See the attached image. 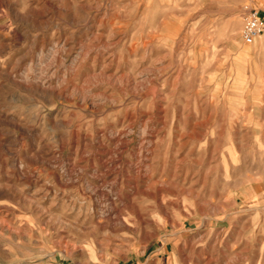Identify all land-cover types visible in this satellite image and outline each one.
I'll return each mask as SVG.
<instances>
[{
	"label": "rangeland",
	"instance_id": "374dc122",
	"mask_svg": "<svg viewBox=\"0 0 264 264\" xmlns=\"http://www.w3.org/2000/svg\"><path fill=\"white\" fill-rule=\"evenodd\" d=\"M264 0H0V264H264Z\"/></svg>",
	"mask_w": 264,
	"mask_h": 264
},
{
	"label": "built area",
	"instance_id": "2783aa9c",
	"mask_svg": "<svg viewBox=\"0 0 264 264\" xmlns=\"http://www.w3.org/2000/svg\"><path fill=\"white\" fill-rule=\"evenodd\" d=\"M264 35V16L250 11L243 18L242 39L247 45H254Z\"/></svg>",
	"mask_w": 264,
	"mask_h": 264
},
{
	"label": "crops",
	"instance_id": "0c3cea01",
	"mask_svg": "<svg viewBox=\"0 0 264 264\" xmlns=\"http://www.w3.org/2000/svg\"><path fill=\"white\" fill-rule=\"evenodd\" d=\"M263 36H264V35H263ZM260 38H261V37H260ZM260 38H259V39H260ZM263 41H264V39H263ZM256 42H257V41H256ZM256 42H255V44H256ZM255 44H254V45H255Z\"/></svg>",
	"mask_w": 264,
	"mask_h": 264
}]
</instances>
